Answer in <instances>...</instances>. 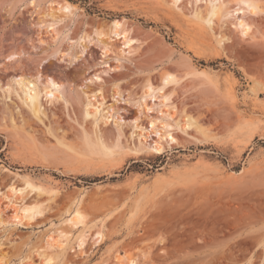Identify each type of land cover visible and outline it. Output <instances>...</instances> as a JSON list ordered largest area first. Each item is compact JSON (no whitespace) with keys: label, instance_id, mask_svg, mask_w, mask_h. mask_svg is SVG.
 Segmentation results:
<instances>
[{"label":"rangeland","instance_id":"obj_1","mask_svg":"<svg viewBox=\"0 0 264 264\" xmlns=\"http://www.w3.org/2000/svg\"><path fill=\"white\" fill-rule=\"evenodd\" d=\"M248 1L256 11L0 0V264H264V0ZM120 18L130 46L110 32ZM20 75L38 77L31 90ZM48 76L60 96L45 94ZM20 204L40 212L14 218Z\"/></svg>","mask_w":264,"mask_h":264},{"label":"bare ground","instance_id":"obj_2","mask_svg":"<svg viewBox=\"0 0 264 264\" xmlns=\"http://www.w3.org/2000/svg\"><path fill=\"white\" fill-rule=\"evenodd\" d=\"M244 2H247L249 7L251 8V10L256 11L257 10V5H255L252 1H248V0H241ZM31 3H33V1H31ZM71 7V4L67 1H63V3L61 4V8H65L68 9ZM126 19L124 18H120V19H114L111 21V27H110V32H113L115 35H122V37L124 38V42L130 46L133 42H135V39L130 35L131 31L130 28L127 26L126 24ZM236 23L237 25H239L241 27V31L244 35H248L249 34V29H250V23L249 21H247V19H245L243 16L241 17H237L236 18ZM53 33H55V35L58 33L57 30H54V28H52ZM98 34H102V32H98ZM107 47V44H106ZM108 48V47H107ZM106 49V48H105ZM14 48L11 50V54L7 57V61H13L16 60L17 58H19L20 54L19 52H16ZM189 66V65H188ZM187 66V67H188ZM190 68L191 65H190ZM194 69V68H193ZM193 73H197V74H201L203 75L204 72L203 71H199L197 69L194 70ZM38 77H34V78H30V77H26V76H21L18 77V82H21L22 84H24V87H28L29 90H31V88H33V79H37ZM177 79V76L173 73V72H167L164 76H162L161 78V87H160V96L162 98H164L165 100L167 99V97L173 92V88L170 90H167L165 87H167V84L173 83L175 82ZM17 82V81H16ZM167 85V86H166ZM43 90L45 92V94L49 93L52 95H56V96H60L61 95V91H60V87L57 83V81L51 77H47L45 84L43 85ZM155 86L149 81L147 80L146 84H145V89L147 92H151L154 91ZM100 93V90H99ZM48 94V95H49ZM147 94V93H146ZM47 95V96H48ZM92 95H95V93H93ZM150 95V94H149ZM29 96V101L33 104L32 109L35 112L39 111V106L37 103H35V100L37 99V93L34 92ZM147 116V115H146ZM158 118H152L151 121V126H154L155 121H157ZM188 121V125L191 124L190 122V118L187 119ZM168 134V138L171 142H177V138L172 134V133H166ZM158 147L156 148V150H160L161 149V145L157 142ZM27 186L32 187V189L34 188V186L30 183V181H25ZM15 213H14V218H18L19 220L22 219H27V220H32L35 216V214L39 213L40 210L35 209L34 205H26V204H20L17 205L16 208H14ZM70 222L72 225H78L80 223L84 222V217L83 215L79 212V210L77 209L74 214L73 217L70 218ZM97 235L100 237V232H97ZM54 255L53 254H44L43 255V262L41 264H53L54 261ZM135 260L134 259H129L127 262L123 263V264H134ZM122 263V262H121Z\"/></svg>","mask_w":264,"mask_h":264},{"label":"trees","instance_id":"obj_3","mask_svg":"<svg viewBox=\"0 0 264 264\" xmlns=\"http://www.w3.org/2000/svg\"><path fill=\"white\" fill-rule=\"evenodd\" d=\"M224 62H225V61H224ZM201 63H203V62H201ZM211 64H213V63H211ZM237 74H238V76H241L239 72H237ZM239 169H240V166H239V165H236V166L233 168V170H235V171H239ZM97 180H99V179H97Z\"/></svg>","mask_w":264,"mask_h":264}]
</instances>
